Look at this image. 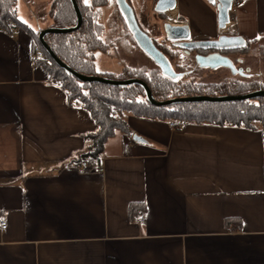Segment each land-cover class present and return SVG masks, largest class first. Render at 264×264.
<instances>
[{"label": "crops", "instance_id": "obj_1", "mask_svg": "<svg viewBox=\"0 0 264 264\" xmlns=\"http://www.w3.org/2000/svg\"><path fill=\"white\" fill-rule=\"evenodd\" d=\"M16 1L33 30L50 26L18 13L33 0ZM155 2L130 0L137 20ZM232 4L224 31L206 0H176L174 22L159 23H185L193 40L264 37V0ZM31 38L0 28V264H264V124L127 114L130 133L107 139L98 170L78 172L97 125L36 63Z\"/></svg>", "mask_w": 264, "mask_h": 264}, {"label": "trees", "instance_id": "obj_2", "mask_svg": "<svg viewBox=\"0 0 264 264\" xmlns=\"http://www.w3.org/2000/svg\"><path fill=\"white\" fill-rule=\"evenodd\" d=\"M113 0H76L82 14L81 26L72 32L54 34L47 33L45 39L53 53L73 70L85 75H98L109 79L137 78L144 81L151 90L155 100L161 101L175 97L194 95H243L248 92L264 89V82H246L237 78H226L220 83H194L185 81L178 86L179 80L163 76L159 68L152 63L151 67H123L118 73L98 72L95 67L92 51L102 48L107 43L123 44L128 54L132 49H138L132 34L129 32L122 16L114 8L109 23L105 26L100 22L102 9ZM16 0H0V26H5L11 20L17 28H22L31 35L34 48L39 47L46 60L37 59L36 63L48 72L52 81L59 82L70 103L80 104L85 108L90 118L94 120L97 129L84 134L91 140V146L83 150L75 158L76 161L87 160L89 164L99 166L105 142L114 136L117 130L125 134L130 128L125 116L131 114L137 117L159 120H177L197 124L231 125L253 128L264 124V97L229 102H183L168 106H156L147 101L144 89L140 85L113 86L100 82H82L71 76L58 66L48 55L40 43L38 34L17 16ZM50 26L66 28L74 26L77 18L70 0H51L49 5ZM260 37L247 41L245 52L251 45L263 40ZM157 47L160 44L155 40ZM128 47V48H127ZM130 49V50H129ZM141 53L152 60L139 48ZM183 88V90H182ZM170 92L171 95L167 96ZM73 160L71 163L75 162ZM139 204H130L129 215L132 218L140 209Z\"/></svg>", "mask_w": 264, "mask_h": 264}, {"label": "water", "instance_id": "obj_3", "mask_svg": "<svg viewBox=\"0 0 264 264\" xmlns=\"http://www.w3.org/2000/svg\"><path fill=\"white\" fill-rule=\"evenodd\" d=\"M73 9L76 14L77 21L74 26L66 28H54L48 27L39 32L38 38L40 40L43 49H45L48 55L53 61L63 68L66 72L70 73L71 76H75L79 81L82 82H100L113 86H128V85H140L144 89L145 97L148 102L156 106H168L175 103L183 102H229L235 100H248L258 97H264V89L254 90L243 95H194V96H182L175 97L166 100H155L152 92L147 84L141 79L128 78V79H109L98 75H85L79 73L70 68L65 62H63L58 56H56L51 48L46 43L44 36L47 33L62 34L69 33L77 30L82 24V14L76 3V0H70ZM209 4L214 5L217 10V27L218 30L224 31L230 22L229 12L233 6L235 0H216L215 3H211L210 0H206ZM118 9L120 10L123 19L126 22L128 30L131 32L138 47L159 67L163 76H166L172 80H176L181 77L182 72H175L171 66L170 61L165 54L157 48L154 38L149 36L145 32L136 18L132 6L127 0H116ZM176 8V0H156L153 10L160 15H165L169 12H174ZM163 38L158 41L159 43H167L171 48H178L188 53L192 50H216V52L209 53L207 55L196 54V64L201 68L217 69L219 67H225L231 70L232 74L238 73L243 75L242 69H238L233 64L232 60L225 55L219 53L221 50H239L247 46V41L240 35L220 33L216 38L206 40H193L189 26L185 23H171L168 18L162 23ZM133 141L143 142L144 140L139 135L132 136Z\"/></svg>", "mask_w": 264, "mask_h": 264}, {"label": "rangeland", "instance_id": "obj_4", "mask_svg": "<svg viewBox=\"0 0 264 264\" xmlns=\"http://www.w3.org/2000/svg\"><path fill=\"white\" fill-rule=\"evenodd\" d=\"M47 4L48 3L46 0H33L32 4L30 5L22 3L19 7L18 13L20 12L19 14H21V16L26 15V17L30 18V20L33 22V26H35V28H40L50 24L51 22L48 13L49 7H47ZM16 6L18 7L19 5L16 3ZM111 8L113 7L110 3L103 7L102 16L99 23H102L105 26L107 25V21L112 10ZM156 15L157 14H155V12L151 11H146L142 15L137 12V17L142 29L147 32L149 36H152V38L159 36L163 32L160 25L161 18L159 16L157 17ZM46 28L48 27L43 29ZM109 45L110 46L106 45V47L104 45L102 48L92 51L94 54L95 67L98 72H110L118 74L123 70V63L125 62L126 65L132 68L135 66H145L147 68L152 66V62L148 61V59H146V57L141 52H139V50L135 51V49H129L130 51L127 54L125 51L128 49H126L122 43L116 44L111 42ZM235 55L241 58L239 63L241 67L245 68V71H248L251 74L247 78H241L239 76L235 78L246 82H264V40L255 44H251L245 52L238 51L235 53ZM35 56L40 57L38 53ZM174 56L176 59L175 63H177V65H182L180 66V69H184L185 66L192 67V65L190 66V63L193 62V60L191 61V58L184 59L182 55L177 53H175ZM41 59L46 60L45 56ZM186 63H188V65H185ZM226 78H230V74L223 67L218 69L198 68L196 72L185 76L182 80H179L177 85L180 86L185 81H194V83H219ZM169 95H171L170 92L167 94V96Z\"/></svg>", "mask_w": 264, "mask_h": 264}, {"label": "flooded vegetation", "instance_id": "obj_5", "mask_svg": "<svg viewBox=\"0 0 264 264\" xmlns=\"http://www.w3.org/2000/svg\"><path fill=\"white\" fill-rule=\"evenodd\" d=\"M114 1V3H112L111 1H109V3L112 5V7L113 8H111L112 10H111V13H110V16H109V18L111 17V14L113 13V11H114V8H115V6H116V9L118 10V12L120 13V15L122 16V14H121V12H120V10L118 9V5H117V2H116V0H113ZM127 2L131 5V3H130V0H127ZM108 3V4H109ZM107 6V5H106ZM132 6V5H131ZM133 8V7H132ZM134 10V9H133ZM134 13H135V11H134ZM136 15V14H135ZM158 16H160V18H161V20H163V18L165 17V15H160V14H158ZM109 18H108V21H107V24L109 23ZM122 18H123V16H122ZM124 20V19H123ZM125 21V20H124ZM126 23V22H125ZM127 26V25H126ZM41 31V30H40ZM130 32V31H129ZM131 33V32H130ZM110 43H107L106 45L107 46H110L109 45ZM106 45H105V47H106ZM159 47H157V48H159V50H161L164 54H165V56L168 58V61H170V63H171V66L173 67V69L175 70V72H182V76L181 77H179L178 79H176V80H182L185 76H187V75H191L192 73H194V72H196V70L198 69V68H200V69H204V68H201V67H199L197 64H196V61L194 60L195 59V55L198 53V54H201V55H207V54H209V53H212V52H216V50H192V51H190V52H188V53H185L183 50H180V49H178V48H171L170 46H168V44L167 43H160L159 45H158ZM139 50V48L138 49H136L135 48V51H138ZM240 52L241 51V49H239V50H221V51H219V53H221L222 55H225V56H228L231 60H232V62H233V64L235 65V67L236 68H240V69H242V72H243V75H240V74H238V73H235V74H232V72H231V70L230 69H228V68H225V67H223V68H225V70L226 71H228V73L230 74V78H235V77H237V76H239V77H241V78H247V77H249V75H251L250 74V72H248V71H245V68H243V67H241V65L239 64L240 63V61H241V58H239L237 55H235V53H237V52ZM139 52H141L140 50H139ZM175 53H177V54H179V55H182L183 57H184V59H186V58H191V61L193 60V62L192 63H190V66L192 65V67H187V66H185L184 67V69H180V66H182L181 64H178L177 65V63H175V56H174V54ZM147 59V58H146ZM152 60V59H151ZM183 61H185V60H183ZM152 63L153 64H155L153 61H152ZM124 65H123V67L126 65V62L125 63H123ZM156 65V64H155ZM185 65H188V63H186ZM127 67H130V66H128V65H126ZM157 66V65H156ZM135 67H137V66H135ZM158 67V66H157ZM130 68H132V67H130ZM159 68V67H158ZM220 68V67H219ZM207 69V68H206ZM209 69V68H208ZM218 69V68H217ZM160 70V69H159ZM161 72V71H160ZM170 79V78H169ZM120 80H123V79H120ZM194 82V81H193ZM220 83V82H219Z\"/></svg>", "mask_w": 264, "mask_h": 264}, {"label": "built area", "instance_id": "obj_6", "mask_svg": "<svg viewBox=\"0 0 264 264\" xmlns=\"http://www.w3.org/2000/svg\"><path fill=\"white\" fill-rule=\"evenodd\" d=\"M1 29L10 31V32H14L17 30V27L14 25V23L9 20L6 22L5 26H0ZM34 53H38L39 54V58H44V53L41 51V49L39 48H35V52ZM171 127H175L176 122H171L170 123ZM75 170H77L78 172H87V171H92V170H98L100 168L99 166L96 165H91L88 163L87 160H79L72 163ZM136 219H138L139 221L143 220L142 214L140 212L136 213ZM8 222L5 218V216L0 213V230H4L7 228Z\"/></svg>", "mask_w": 264, "mask_h": 264}, {"label": "bare ground", "instance_id": "obj_7", "mask_svg": "<svg viewBox=\"0 0 264 264\" xmlns=\"http://www.w3.org/2000/svg\"><path fill=\"white\" fill-rule=\"evenodd\" d=\"M168 15L170 17L171 22H174L173 12H169Z\"/></svg>", "mask_w": 264, "mask_h": 264}, {"label": "snow or ice", "instance_id": "obj_8", "mask_svg": "<svg viewBox=\"0 0 264 264\" xmlns=\"http://www.w3.org/2000/svg\"><path fill=\"white\" fill-rule=\"evenodd\" d=\"M211 3H215L216 0H210ZM85 3H88V0H85Z\"/></svg>", "mask_w": 264, "mask_h": 264}]
</instances>
